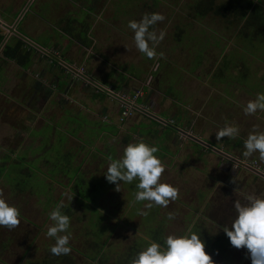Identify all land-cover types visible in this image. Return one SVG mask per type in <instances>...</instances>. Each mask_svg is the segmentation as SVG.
I'll list each match as a JSON object with an SVG mask.
<instances>
[{"label": "rangeland", "instance_id": "obj_1", "mask_svg": "<svg viewBox=\"0 0 264 264\" xmlns=\"http://www.w3.org/2000/svg\"><path fill=\"white\" fill-rule=\"evenodd\" d=\"M27 1L28 0H0V10L12 6L17 10L22 11L25 5L27 4ZM33 1H34L33 10L39 11L42 8H44L43 4L45 1H46L45 2L46 7L48 9L53 7V9L51 8L52 10L51 13L48 14L50 15L48 17H52V18H56L61 13V10L64 12V10L67 9L62 5V3L59 5L60 1L63 0H32V2ZM162 1L163 2H160L157 6H154L152 5L151 0H102L101 3L97 4V9L93 12V14H91V18L89 20V22H91L90 29L93 37L92 41H94V46H95L93 50L95 54H93V56L95 57L92 58L93 56H91L90 58L86 59V54L81 53L80 49H77L76 47L74 48L71 47L69 53L67 54V56L70 57L71 60H74L79 67L82 64V62L83 63L86 62L84 61L86 59L88 61V64L86 65L87 71L96 75V78L103 79L107 77L106 75H110L109 74L110 72H113L114 77L111 78L109 81H114L118 79V77H120L121 74L123 73L126 74L128 73L127 75L135 74V77H137V79L131 77L130 79L126 80L127 81L126 84H128V86H130L131 89L133 90V92H129V95L125 94L123 91L121 92L120 91L121 87L119 89L115 88V86L112 87L113 91L115 92V94H117V96L121 95L123 100L126 98V100H130L132 104L136 106V107L129 106L128 108H126L128 114H133V115L130 118L128 117L124 121V124L121 125V127L123 126L124 127L121 128L120 131H118V134L115 133L116 135H114V131L112 129L111 130L112 135L105 136L101 131V129L105 125L101 126L98 121L93 122L94 119H92L91 117H85V116L82 117L72 116L71 118L68 117L69 119L67 124L66 121L67 119L66 118L64 119V116H71V113L69 111V110L73 111V109H70L71 106L70 105L66 106L67 103L63 104L64 108L69 109V110L67 109L65 112L62 111V108L60 106V102L64 100L62 97L60 99V102L54 101V99H57V97H51L46 99V101L48 102L45 108H48L47 109L48 114L45 115L53 116L54 119L62 118L60 119V122L62 123L61 126H64L66 128L68 125H70L66 130V132H70L71 136H74L78 141H80V143L82 142L80 144V147L85 148L87 144L86 143L87 140L89 145L92 147L91 148L92 151L94 150L93 153H96V156H98V154L103 156V157L100 156V158L102 159L106 157L108 158L111 157L113 159L119 158L122 155L123 149L127 144L135 141H139L141 139L139 138L127 142L124 141L125 138L124 128L126 126L135 123L134 121L136 119L133 117L134 115L136 114L138 115L141 111L149 113L148 112L149 109L147 108V106L149 105L150 107V103L153 104V107L157 106L158 104H161L162 108H166V107L168 108V106L170 107V105H172L170 99H168L171 98L172 100L178 99L182 103L188 104L189 109L191 108L192 110L188 115V119L185 120L187 129L190 128L191 122L193 127L191 130L194 132L196 130L198 132L200 126L204 125L203 128L204 130L207 131L208 138H211L215 140V142H217L219 140H217L216 138V132L220 130L219 126L217 125L218 124L217 122H221L220 124H225L227 122L224 119H228L230 120L229 124L231 123L233 124L235 118L237 117L236 112L238 113L239 111H241V108L239 109L238 107L234 108L233 104L231 105L232 100L227 99V97L233 96L232 90H234V87H236L237 84L239 85L243 84L250 86L249 87L250 92L251 91L264 92V88L262 87L261 83L259 82L260 80L258 79V76L255 75V73L247 76L240 74L235 75V73H233L235 69L231 67L235 66L236 62L229 59L219 62L220 60H222L220 57L216 58L211 56L213 60L209 61L208 68L206 69L207 72L203 73L201 76H199V74L196 75L199 69L200 62L204 61L203 56L206 55L209 40L208 38L202 40L199 36L192 38V51L196 55L197 57L196 59L191 57H181L182 52L176 54L175 53L176 46L174 45V43L180 40V37L177 34L178 31H182V28L180 26L175 27L176 26L175 24L177 22L176 18H178V15L176 17L173 16L174 12H176V9L171 6H168L169 4H173V3L178 4L180 2L181 5L182 4L185 5V6H181L182 9H188V7H186L187 2L194 3L195 0H162ZM233 1L236 2L235 0ZM221 2L232 4V0H217V3H221ZM63 3L71 4L72 0H65L63 1ZM163 4L165 7H161V5ZM71 7L72 9L73 8L75 9L77 6L76 7L70 6V8ZM183 11L185 12L186 10ZM154 12L160 13L164 16V20L152 25L150 30L155 31L157 34H159L160 31L165 32L164 39L160 41V43L156 46L155 49L156 51H158L159 54L162 53L164 50L165 53L163 55H165V57L159 58L158 55H156L155 58L148 59L136 49L133 41V33L127 27V25L130 20L139 21L145 14H151ZM31 13L32 12L30 11L28 14ZM170 18H172V21L174 22L168 25V20H170ZM0 21H1L0 28H2L3 33L6 36L9 30L4 28L2 24H7L9 26H12L14 24V21H7L1 18ZM47 27H48L47 23L43 19L35 15L30 16L25 21L26 31L33 36L39 35L44 30H47ZM252 29H253L252 31L253 34L250 35L252 38L245 40L241 35L234 37L236 33V28L234 26L232 28H228L226 32L225 31L221 32L223 33V35L225 34L224 37L226 39V41L224 40L221 43H223V47H224L225 42H227L225 46L227 47L226 48L227 50L234 51L233 48H235V51L239 52L237 48L239 47V49L242 51L250 52V55L254 56L255 58L253 59V61H260L264 65V43L257 45L259 48H254V49L252 48L253 40L256 39L261 40V36L254 37V35H259V33L263 35L262 33H264V28L262 30L261 26L259 29V26L255 25ZM258 29H259V33H258ZM189 34L190 32L187 30L185 31V33L182 34L180 41L182 42L185 41L183 45L186 43V40L191 38L188 37ZM40 37L45 41L46 40L50 41L47 33L40 35ZM171 47L174 48V52H172ZM36 50L37 52L34 55V59L37 60L38 63L35 64L33 61H31V64L29 66L35 68V70L33 71L34 74L33 76L28 75L27 77H25L26 75L23 76L21 74L20 67L17 66L15 63H10L9 61L5 62V60H0V146L2 148V150L0 149V165H2L4 169L0 177V199L6 200L10 205L16 207L19 213H21V215H25V218L26 216L28 217L30 216L32 220H35L37 218L34 216H39L40 209L41 211H45L47 206L52 205L54 207L55 203L53 201L51 202L49 201V202H45L43 205V203L40 202L39 209H35L38 208L37 207L38 203H36L34 206L32 205L35 198L34 193L22 192L21 190L30 188V186H35L37 187V191L38 192L40 191V193H42L45 198L53 197L52 192L49 190L48 184L46 183L45 179L43 180L37 176L42 172L40 170L41 167H43V169L46 170L50 166L48 164V166L45 167V165L42 164V158L45 159L47 158V160L48 159L52 160L51 159L52 157L51 155L49 157L50 152L49 153L48 151L43 152L44 150L42 148L41 149L38 148L37 150H34L36 154L31 156L30 152L27 149H24L25 144L21 145V147L12 145V142L19 141L9 136L12 132H14L13 128L18 130L21 127L20 125H18L17 121H13V119L17 118L18 115H20V113L19 114L17 113V109L15 110L16 113L9 111L10 107L8 105V101L15 99L18 104L17 108L22 112L23 110H26V108L30 107L31 109H34L36 107L35 104L31 101V99L34 100L35 102L36 101L38 102L39 100L43 101V98H46L45 90L44 89L41 90V87L49 83L51 84L54 81V78H51L52 80L48 78H43L44 76L47 77L46 69L48 68L45 66V62L47 59L42 56V54L44 53H42L38 49ZM216 62H218V64H216ZM239 64L247 68L251 66L252 62L247 60H239ZM183 66L187 67L186 69L191 73H193L191 78L179 70V68L180 67L182 68ZM211 66L216 67L214 69L216 74H220V73L222 74L221 75L214 74L215 77L213 79H207V77L211 76V75L207 76L211 72L212 69ZM42 67H44L45 73H43V70L40 69ZM54 67H56L59 70L58 66H54ZM216 69L218 70L216 71ZM40 70L41 72H39ZM58 70L56 72H58ZM38 73L39 75H36ZM179 73L181 75H179ZM41 74H43L42 76L43 79L41 78ZM197 76H199L202 79L201 82L197 81ZM216 79L219 81H216ZM40 81H41V85H40L41 87L38 88L37 86H33L34 84H37ZM101 86L110 89L106 85L101 84ZM167 87L169 88V92L166 91ZM16 93H20V96L15 97ZM111 96H114L113 98L115 101L118 100V98H116L117 96L116 97L115 95H111ZM138 98L148 101V105H144V107L142 108L137 107ZM50 100H52V104H50L51 103ZM205 101L206 104L208 105L204 113V116H206V118L202 119L204 120V123L200 124L199 122H195V118L198 116V114H196L194 110L197 111L200 108L201 104L204 103ZM229 107H231L232 109L229 110ZM121 109L122 107L120 108V110ZM139 109H141V111ZM222 109L228 111V114H223L222 112H220L219 114V111H221ZM61 114L62 117L60 116ZM223 115H226V117ZM240 116L247 117V115H245L244 112H242ZM245 120L246 119L241 120L238 118L239 129L243 130L247 127L246 126L247 124L252 123V122H247ZM193 121L195 122L194 124ZM205 121H208V123H205ZM116 122H118V120ZM120 122H122V119L119 120V123ZM150 122H152V120ZM141 126L143 127L142 123ZM260 126L262 128V125ZM105 127L107 130L108 129L110 130L112 126L109 127L106 125ZM43 130L45 131V129ZM152 130L148 129L144 131L143 134L145 136L143 137L145 138L141 140L157 147L158 152L156 153V155L160 160L165 158L166 161H171V163L175 165L178 166L181 165V168H184L182 164L183 160L187 161L188 164L189 163L196 164L197 162L198 163L206 162L211 167V169L207 167L206 170L209 175V178L213 177L211 183L216 182V180L218 182L219 180L223 179L225 172L215 173V170H213L216 168L215 164L220 163V161H218L219 157L218 155H216V153H212V152L205 153V152H201V150L199 149L194 150V152L193 150L189 151L187 149L189 148L187 144L188 142L187 139L189 138L187 137L186 139V136L183 135L184 133L180 135L178 134L168 135L167 131L165 132V134H160L159 131V133L156 134L151 133V135H149L148 132H155V130L154 131ZM72 132H76V133L79 132L81 135L83 134L84 136H75V134H73ZM164 136H170V138ZM172 136L176 138H173ZM178 136H182L183 138H179ZM203 136L206 135H204V133L201 134L202 139ZM121 138H123V140ZM64 145L65 142L61 143L59 140L57 141V143L56 142L53 143L51 148H54L55 149L54 153L58 155V152L63 148ZM73 146H71V144L68 143V145H66V148L64 147L63 149H68V147H73ZM179 150L180 152H178ZM15 151L17 152L15 153ZM71 152L74 153L75 151H71ZM65 156H68V154H66ZM57 157H58V162L54 160V164H52L53 170L52 168H49L48 171V173L51 176H53L52 173H55L59 169H61V165L62 168L66 166L64 162V157H60V156ZM80 157L81 154H79L76 160L75 158L73 159V163L74 164L80 163L82 161ZM87 160L91 161L92 160L91 156L87 157L86 161ZM97 164L99 163H96L91 170L92 172H96L95 173L96 175L98 174L101 175L104 171L102 170L104 167L102 168L100 166V170L98 171L99 166ZM186 168L189 169V167ZM19 169L25 170L28 173L30 172V174L31 173L32 174L29 176L28 174H25L23 171L20 172ZM92 172L89 173V176L94 174ZM42 173L46 174V172H42ZM78 174H80V172H78L75 166L67 167V173H65V175L68 176L74 183V187H76L77 198H81L83 200L82 205L84 209L88 210V214H90L89 219H91L90 222L92 221L90 225L93 228L94 227L95 229L99 228V233H101L102 226L101 223L98 224L99 222L98 218L107 216V219H105L102 222L105 224L106 228L108 229L109 236L112 235L113 237L112 239H116L117 242L123 236L121 234L122 230L126 229L127 227L137 228L138 225H136V220L131 219L132 217L130 216V214H128L129 202H133L135 200L133 196H128L131 187L127 188V196L126 198H124L122 194L124 187L123 185H121V183L119 185V190H117L116 185L117 183H119V181H117L116 183H109L108 181H105L103 179H100V177H97L96 180L98 182L96 181H93L92 183L91 181L83 182V180L86 177L85 174L83 173L81 176H77ZM225 174H227L225 176V182L231 184L233 178L230 172L226 171ZM173 182L175 183L176 188L182 189V192L178 191V193L182 194L183 196L182 198H178L179 200H181V203L191 202L192 196L195 195L196 191H190V189L188 188L195 187L197 183H199V179L194 178V181L190 179L187 184L183 183V186H179V187L175 181ZM209 182L210 181L208 180L206 181V183ZM200 184L201 183H199V185ZM21 187L23 189H21ZM201 188L203 189L205 187H201ZM228 190L224 191L223 194L224 198L231 197L230 195L227 194H231L233 190L232 186L228 188ZM208 191L209 193L213 192L212 189L209 188ZM216 197L222 198L220 187L217 188L216 194L214 195L213 198ZM39 198L42 197L39 196ZM67 200H69V198H67L65 201ZM103 200L106 201L103 202ZM27 206H31V207L33 206V210H25V207ZM213 207H215V205H213L212 208ZM135 210L136 209H133L131 211H135ZM160 210L161 212L163 211L166 212V207L161 208ZM172 211H176L177 213H186L185 211L188 212L189 208L183 209L182 206H180L179 208H172ZM174 216L176 217V215ZM85 218L86 217H83L81 219V222L84 221ZM44 219L45 217H43L42 220ZM177 220L178 218L173 219V225H171L169 229L167 228L168 232L167 229L165 230L166 234L167 233L176 234L181 229V225H182L181 221H178L177 223ZM192 220L193 217L191 216L188 217V219H186V217L184 218V222H185L184 229H186L191 224ZM144 221H146V219ZM209 221L210 220L203 219L202 223L204 225H207ZM40 222L42 223L41 220L35 223H37L39 227H41L43 226V224H41ZM42 229L43 231H45L43 227ZM134 230L135 229L132 228L131 232L128 233V238L130 242L129 244L133 242V238L135 234ZM212 231L213 233L216 232L213 229ZM81 233H83V231H81ZM29 234L30 233L27 234L25 232V229L19 227L12 229L0 227V247L3 245L1 241L5 242L7 241L5 240V238H10V241L6 242L8 243V246L9 243L14 242L15 244L14 247H17L18 251H20V253H17L18 251L11 252L12 256L15 255L16 257L11 260L12 263L10 261H9L10 263H8L5 260V258L2 257L0 258V264H25V262L30 257L34 258L37 256L38 257L35 261L40 262L39 260H41L42 258L48 257L46 252L43 251L44 246L51 247L52 245H54L55 241L52 238H48V237L47 239H45L46 236H43L42 238L39 239V236H37V234L33 235L34 237L33 238L32 236H29ZM74 234L75 236H71V244H73L76 247L85 245V242L82 241L84 240L82 238H86L85 235L83 234L82 237V234L80 235L76 232H74ZM90 237L91 236H89V238ZM29 238L33 241L32 243H34V249L35 250L40 249V251L36 254L35 253L29 254L28 256H26L25 260L21 256V260L17 261L18 256L21 255L22 252L21 250H19L17 244L22 243L26 239L29 241ZM75 242L76 243L80 242V245L77 246ZM113 250L114 252H120V253L125 252L124 247L120 249L117 248L116 246H113ZM114 252L112 253L113 255L109 261V264L112 260H114L117 257L114 255ZM72 253H73L72 254L73 258H76L74 256V254L76 253L75 252ZM70 254L71 253H69V255ZM244 254H245V250L243 247H241V249H237L233 247L231 250L224 252V259H222V257L220 256L219 257L215 256V257H217V261L219 264H221L224 261L227 262V260L230 261V259H228L230 257H233L232 258L233 264L234 262H236V264H240V263L249 264L248 261L249 259L243 261V256L247 258V255ZM77 258H79V261ZM77 258H76L77 264H88V262H90V260H85V261L82 260L84 256L80 254L79 256H77Z\"/></svg>", "mask_w": 264, "mask_h": 264}, {"label": "crops", "instance_id": "obj_2", "mask_svg": "<svg viewBox=\"0 0 264 264\" xmlns=\"http://www.w3.org/2000/svg\"><path fill=\"white\" fill-rule=\"evenodd\" d=\"M235 1L236 2L232 0V4H228L225 2L217 3V0H214L213 2H211L210 0H195L194 3L187 2L186 7H188V9H182L181 6H185V5L183 4L181 5L180 2L178 4L177 3L169 4L168 6H171L176 9V12H174L173 16L176 17L178 15V18H176L177 22L175 24L176 25L175 27L180 26L182 28V31H178V34H177L180 37V40H181L182 34L185 33L186 30L190 32L188 37H191L190 39L186 40V43L184 45L183 43L185 41L184 42L180 40L176 41L174 43V45L176 46L175 53L178 54L179 52H182L181 57H191V58L196 59L197 57L192 51V38L198 37V36L202 40H205L208 38L209 42H208L207 52H206V55L203 56L204 61L200 62L199 69L196 75L199 74V76H201L203 73L207 72L206 69L208 68L209 61L213 60L211 56L216 57V58L220 57L222 60H220L219 62L226 60V59L236 62V65L231 67L235 69L233 71L235 75L240 74V75L247 76V75H251L255 73V75L258 76V79L260 80L259 82L264 88V65L262 64V62L253 61V59L255 58L254 56L250 55V52L242 51L239 49V47H237L239 52L235 51V48H233L234 51L227 50L226 49L227 47H225L227 42H225L224 47H223V43H221L224 40L226 41L224 37L225 34L223 35V33L221 32L223 31L226 32L228 28H232L233 26L236 28V33L234 37L241 35L245 40L252 38L250 35L253 34L252 28L255 25L259 26V29H260V26L262 30L264 28V5L263 4L259 3L258 1H255L254 6L250 8L247 13H245L244 15H240L241 1L240 0H235ZM161 7H165L164 4L161 5ZM183 10H186V11L184 12ZM172 22L174 21H172V18H170V20H168V25H170ZM242 28L246 30L247 32L246 34H242V31H240ZM259 29H258V33H259ZM262 34L263 35H261L260 33L259 35H254V37L261 36V40L256 39L252 41L253 49L259 48L257 45L264 43V33ZM37 44L39 43L37 42ZM171 48H172V52H174V48L173 47ZM36 52L37 50L35 49V51H33V61L35 64L38 63L37 60L34 59V55ZM41 52L43 53V51ZM88 53H92L91 48L88 49ZM156 53H158V51H156ZM162 53L163 54L165 53L164 50ZM157 55L159 58L165 57V55L160 56L159 53ZM46 59L47 60L45 62V66L48 68L46 69L47 77L44 76L43 78H48V79L54 78V81L51 84L49 83V84L43 85L42 87L40 86L41 81L33 85V86H37L38 88L41 87V90L44 89L46 93L45 95L46 98H43V101L39 100L38 101L39 104L37 101L35 102L34 100L31 99V101L35 104L36 107L34 109H31L30 107L26 108V110H23L22 112L21 110L17 108L18 104L15 99L8 101V105L10 107L9 111L16 113L15 110L17 109V113L18 114L20 113V115H18L17 118L13 119V121H17L18 125L21 126L18 130L13 128L14 132H12L9 137L19 140L18 142H15V141L12 142V145L14 146L21 147V145L25 144L24 149H27L30 152L31 156L36 154L34 150H37L38 148L39 149L42 148L44 150L43 152H46V151H48V153L50 152L49 157L51 155L52 157L51 159L53 160V163H52V160L50 159L47 160V158L46 159L42 158V164H44L45 167H47L48 164L50 166L46 170L43 169V167H41L40 170L42 172H46V174L41 172L37 176L43 180L45 179L46 183L48 184L49 190L52 192L53 197L45 198L43 194L40 193V191L39 192L37 191V187L35 186H30V188H26V189H23L21 187V189H23L21 191L34 193L35 198H34V202L32 205L34 206L36 203H38L37 204L38 208H35V209H39L40 202L43 203L44 205L45 202L53 201L55 205L54 207L52 205L47 206L45 211H41L40 209L39 216H34V217H37L35 219L36 221L32 220L30 216L29 217L26 216L27 218L26 219L25 215H21V213H19L20 223L15 228L19 227V228L25 229V232L27 234L30 233L29 236L33 237V235L37 234V236H39V239L42 238L43 236H46L45 239H47L48 236L46 235V230H47V227L50 226L52 223L48 218V213L52 211L55 208V206H57V204L62 202L64 207L61 209V212L67 215L70 221L69 228L67 229V233L70 234L69 246L71 250L69 253L71 254L69 255L68 253L66 255L62 254L59 256L52 255L51 252L49 251L50 247L44 246L43 251L46 252L48 256L47 258H42L41 260H39L40 262H37L35 260L37 259L38 256L34 258L30 257L29 259L27 258L28 260L25 262V264H77V259L79 261V258H77V256H79V254L84 256L82 260L84 261L90 260L88 264H109V261L113 255L112 253L114 252L113 246H116L117 248H120V249L124 247L125 252L123 253L114 252V255L117 257L114 260H112L110 264H131V260L133 259V257L140 250L146 247L149 242L155 241V242L160 243L163 246L164 239L168 235L174 234V233L166 234L165 232L167 228L169 229L171 225H173V219L169 221L166 218L168 213H173V215H176V217L174 216V218H178L177 223L178 221H181V224H182L181 229L176 234H182L190 225H192L193 231L200 233L201 239L205 241V251L208 252L212 256V259L216 262V264H219L217 261V257L220 256L222 257V259H224V252H227L228 250H231L233 248V246L229 242L228 237L226 236V234L223 232L222 228L220 227L229 225L231 223V220L235 215V210L233 207L235 201L239 200L243 203L244 197L248 194L264 196V180L262 178L257 177L256 174L249 168L243 166L242 164H238L232 161L231 163L233 166L231 169H235L236 173L234 174V176L231 175L233 178V181L231 184H228L227 182H225V176L227 175L225 173L226 171H229V170H225L223 166L221 167L222 162L224 160L219 154H217V152L215 153L216 155H218L219 157L218 161H220V163L215 164L216 168L213 170H215V173L216 172H225V173H224V177L222 180H219L218 182L216 180V182L214 183H211L213 177L209 178V175L206 171L207 167L211 169L210 165L207 164L206 162L205 163L197 162L196 164H190V163L188 164L187 161L183 160L182 164L184 168H181V165L179 166L175 165L171 163V161H166V159L163 158L161 162L164 167V171L161 174L160 182L168 183L175 187V183L173 182L175 181L179 187V186H183V183L187 184L190 179L192 181H194V178L199 179V183H201L200 185L199 183H197L195 187L188 188L190 189V191H196L195 195L192 196L191 202L181 203V200H179L178 198H182L183 196L182 194L178 193L176 201L170 200L166 207V212L165 211L161 212L160 209L164 207H161L155 204H153L151 208L144 207V205L148 203L147 201H141L137 203L135 200L133 202L128 201L129 202V211H128L129 213L128 214H130V216L132 217L131 219L136 220V225H138L137 228L132 227L133 229H135L133 242L129 244L130 242L128 238V233H130L132 230V228H129V227L122 230L121 234L123 236L118 240V242L116 239H112L113 238L112 235L109 236L108 229L106 228L105 224L102 222L105 219H107V216L98 218L99 220L98 224L101 223V226H102V230L100 229L101 233H99V228L95 229V227L93 228L90 225V223L92 222V221L90 222L91 219H89L90 214H88V210L84 209L82 205L83 200L81 198H77L76 187H74V183L68 176L65 175V173H67L68 166H75L78 172H80V174H78L77 176H81L83 173L85 174L86 177L83 180V182H87V181H91V183L93 181L98 182L96 180L97 177H100V179L107 181L105 178L104 171L107 168L109 158L106 157L102 159L100 158L101 155L99 154L98 156H96V153H93L94 150L92 151L91 149L92 147L89 145L87 140H86V143H87L86 147L85 148L80 147V144L82 142L80 143V141H78L74 136H71L70 132H66V130L68 129L70 125H68L65 128L64 126H61L62 123L60 122V119L62 118L54 119L53 116L45 115V114H48V111H47L48 108H45L48 102L46 101V99L51 98V97H57V99H54V101L60 102V99L62 97L64 100L60 102V106L62 108V111H65V112L68 108H64L63 104L67 103L66 106L68 105L71 106L70 109H73V111L68 109L71 113V116H64V119L65 118L67 119L66 120L67 124H68V119H69L68 117L70 118L72 116L91 117L92 119H94L93 122L98 121L101 126H104V125L105 126L107 125L109 127L112 126L110 130L109 129L107 130L105 126L101 129L102 133L105 136L112 135L111 133L112 129L114 131V135H116L118 134V131H120V129L124 127V126L121 127V122L120 124H118L120 118L122 117V112L129 106H132V107H136V106L133 105L130 100H126V99L123 100L121 95H118L116 97L117 94H115L112 87L115 86V88L117 89L121 87L122 89L120 88V91L121 92L123 91L125 94L129 95V92H133V90L131 89L130 86H128V84H126L127 83L126 80L130 79L131 77L137 79V77H135V74L127 75L128 73L127 74L123 73L124 78H122L121 77L122 75H121L120 76L121 78L118 77V79L114 81H109L111 78L114 77L113 72L109 73L110 75H112L111 77H105L103 79L96 78V75L90 73V77L95 79L94 82L106 85L107 87L110 88L108 89L109 91H107V94L103 95L99 92L98 89L100 88H98V86L95 83L90 82L86 84L88 86H84L83 84H80L77 82L78 77L80 78L82 77L81 75H79V73L83 72L82 67H84L85 68L84 70H86V65L84 63H82L79 67L74 60L72 61L68 60L66 63L70 64L69 66H72L73 68L77 67L80 69L79 71H73L67 65H64L58 61L66 69V70H62L60 69L58 64L53 62V60L48 59V58ZM239 60L251 61L252 64L251 66L246 68L242 66L241 64H239ZM9 62L14 63L13 61H9ZM216 64H218V62H216ZM54 66H58L59 70ZM44 67L40 68L41 70H43V73H45ZM186 68L187 67L183 66L182 68L180 67L179 70L191 78L193 73L188 71ZM211 68H212L211 72L207 75V76L209 75L211 76L210 77L206 76L207 79H213L215 77L214 74L215 75L222 74V73L216 74V72L214 71V69L216 68L215 66H211ZM20 69H21L20 70L21 74L23 76L26 75L25 77H27L28 75L30 76L34 75L33 71L35 70V68L33 67H29L28 69H24L20 67ZM41 70L39 72H41ZM57 70L58 72H56ZM217 70L218 69H216V71ZM36 75H39V73ZM179 75L181 74L179 73ZM42 76L43 74H41V78ZM199 76H197V81L201 82L202 79ZM216 81H219V80L216 79ZM249 87L250 86L248 85L237 84L236 87H234V90H232L233 96L227 97V99L232 100L231 105L233 104L234 108H237V107L238 109L241 108V111H239L238 113L236 112L237 117L235 118L233 124L232 123L229 124L230 120L228 119H224V120L229 125H234L237 128H238V118L241 120L246 119L245 121L247 122H252V123L247 124L246 125L247 127L243 130L238 128L239 133L234 138L222 137L219 141L215 142V140L208 138L207 131L204 130L203 128L204 125L200 126L198 132L197 130L195 132L192 131L191 130L193 128L192 122L190 124L191 125L190 128L187 129L185 120L188 119V115L190 114V111L192 109L191 108L189 109L188 104L182 103L181 101L179 102L178 99L172 100L171 98H168L170 99L172 105H170V107L168 106V108L167 107L162 108L161 104H158L157 106L153 107L152 103H150V107H149L148 101L138 98L137 107L142 108L144 107V105H148L147 106V108L149 109L148 112L151 115H148L144 113L143 111L140 112L138 115L137 114L134 115L133 117L136 119L134 122L136 124L139 123V126L138 128L137 126L135 127L134 125L135 123L129 126H126L124 128V132H125L124 141L126 142L133 141L139 138L143 139L145 138L143 137L145 136L143 133L144 131L148 129H151V130L153 129L152 131L155 130V132H148L149 135H151V133H154V134L159 133V131H160V134H165V132L167 131L168 135L169 134L180 135V134H183V132H185L186 134L184 133L183 135L186 136V139L187 137L189 138L187 139L188 141L187 144L189 146V148L187 149L189 151L193 150L194 152V150H197V148L193 149L194 139L191 138L187 134H190L200 140H203V141L205 140V142L215 147V149H217L216 147H220V145H223L222 148L224 150L230 152V154H235V156L238 157V159L241 160L242 162H248V161L252 162V160H254V162L255 161L260 162L258 152H254L248 157L243 156V152L245 151L244 140L247 138V136L252 132H257V133L264 132V111L257 110L255 113L251 114V116L249 115H247V117L240 116V114L244 112L243 110L244 106L250 100H254L258 93H264L263 91H257V92L251 91L250 92ZM166 91L169 92L168 87ZM111 95H115V97L118 98V100L115 101L113 98L114 96H111ZM19 96H20V93L15 94V97H19ZM50 101H51L50 104H52V100ZM207 106L208 105L206 104V101H205L204 103L201 104L200 108L197 111L194 110V112L198 114V116L195 118V122H199L200 124L204 123V120L202 119L206 118V116H204V113H205ZM121 107L122 109L120 110ZM231 109L232 108L229 107V110ZM139 110L141 111V109ZM31 111H32V114H31ZM220 112H222L223 114H228V111L223 110V109L219 111V114ZM60 116L62 117V114ZM223 116L226 117V115H223ZM149 118L158 121L160 125L150 122L151 120ZM117 120L118 122H116ZM195 122L193 121V124ZM141 123L143 124V127L141 126ZM205 123H208V121H205ZM217 123H218L217 125L219 126V129H221L225 125V124H220L221 122H217ZM170 125L177 127L178 129H180V131L174 127L176 132H172L171 130H169V128H167ZM260 125H262V128ZM43 129H45V131ZM72 133L75 134V136H84L83 134L81 135L79 132L78 133L72 132ZM203 133L207 137L203 136V139H202L201 134ZM164 137L170 138V136H164ZM178 137L183 138L182 136H178ZM173 138H176V137H173ZM62 139H65V140H62ZM121 139L123 140V138ZM59 140L61 143L65 142V145L63 146V148L64 147L66 148V145H68V143H70L71 146L73 145L74 146L68 147V149L62 148L58 152V155H56L54 153L55 149L51 147L53 143L55 142L57 143V141ZM225 147H227V149ZM0 149L2 150L1 146H0ZM199 150L205 153L211 152L207 146H204ZM17 151H15V153ZM71 151H75V152L73 153ZM178 152H180V150ZM66 154H68V156H65ZM79 154H81L80 158L82 161L78 164H74L73 159L75 158L76 160ZM57 156L64 157V162L66 166L62 168V165H61V169H59L55 173H52L53 176H51L48 173V171H49V168H52V164H54V160L58 162ZM90 156L92 160L86 161L87 157H90ZM96 163H99L97 164L99 166L98 171L100 170V166L102 168L104 167L102 169L104 171L101 175L99 174L96 175L95 174L96 172H92L91 170L92 167H94ZM261 164L264 166V162H261ZM186 167H189V169H187ZM19 171L20 172L23 171L25 174H28L29 176L32 174L22 169H19ZM91 172L94 174L89 176V173ZM245 177H247L248 179H245ZM207 180L210 182L206 183ZM119 183H121V185H123L124 187L122 191L124 198H126L127 196V188H130V187L131 188H130L128 196H133V198L135 197V192H136V188H135L136 181L135 180L132 183H124L121 181H119ZM257 185H261V188H262L261 193H257L255 189V186ZM231 186L233 190L231 194H227V195H230L231 197L224 198L223 196L224 191H227L228 188H230ZM201 187H205V188L202 189ZM218 187H220L222 198H219V197L213 198L214 195L216 194V190ZM180 188H183V187H180ZM208 188L212 189L213 192L209 193ZM176 189L177 191L182 192V189H179V188H176ZM39 196L42 198H39ZM67 198H69V200L65 201ZM105 201L103 200V202ZM213 205H215V207L212 208ZM33 206L32 207L27 206L25 207V210H33ZM180 206H182L183 209L189 208V211L188 212L185 211L186 213H177L176 211H172V208H179ZM133 209H136V210L131 211ZM141 212H143L144 214L141 215L140 214ZM208 214H209V217H208ZM190 216L193 217V220L191 224L186 229H184V226H185L184 218L186 217V219H188V217ZM43 217H45L44 220H42ZM83 217H86V218L84 221L81 222V219ZM145 219L146 221H144ZM203 219L210 220V221L207 223V225H204L202 223ZM40 220L42 221V223L41 222L40 223L43 224V226L41 227H39V225L35 223ZM74 222H75V225H74ZM42 227L44 228L45 231H43ZM168 229H167V232H168ZM212 229L215 230L217 233L216 232L213 233ZM81 231H83V233H81ZM74 232L80 235L82 234V237H83V234L85 235L86 238H82L84 239L82 241L85 242V245L78 246L80 245V242H77V243L75 242L78 247L71 244V236H75ZM89 236L91 237L89 238ZM5 240L7 241L5 242L1 241L3 245L0 247V258L3 257L8 263H10L12 259L16 258L15 255L12 256L11 252L18 251V248L14 247L15 246L14 242L9 243V246H8V243L6 242L10 241V238H5ZM32 242L33 241L29 238V241L26 239L22 243L17 244L19 247V250L22 251L21 255L18 256L17 261L21 260V256L25 260L26 256H28L29 254L31 253L36 254L40 251V249H36V250L34 249V243ZM96 250L98 251L100 250L101 253L97 255ZM244 250H245L244 255H247V258L243 256V261H246L249 259V255L245 248ZM72 252L76 253L74 254V256L77 259L73 258ZM17 253H20V251H18ZM95 256H97V258H94ZM232 258L233 257L228 258L230 259V261L227 260V262L224 261L221 264H233ZM234 264H236V262H234Z\"/></svg>", "mask_w": 264, "mask_h": 264}, {"label": "clouds", "instance_id": "obj_3", "mask_svg": "<svg viewBox=\"0 0 264 264\" xmlns=\"http://www.w3.org/2000/svg\"><path fill=\"white\" fill-rule=\"evenodd\" d=\"M160 13L145 14L139 21L130 20L127 27L133 33L136 49L148 59L156 57V46L164 39L165 32L157 34L150 30L151 26L163 21ZM163 56V53H160ZM245 115H251L257 110L264 111V93H258L254 100L244 106ZM239 129L234 125H225L216 132L217 140L222 137L234 138ZM244 157L254 152L259 153V160L264 162V132L250 133L244 140ZM156 146L143 140L129 143L123 149L122 155L113 159L109 157V164L104 172L109 183L121 181L135 183V201H147L144 205L151 208L153 204L167 207L170 200L177 199L178 191L171 184L160 182L164 171L161 160L157 157ZM120 183H117L119 190ZM63 203L48 213L52 222L47 227L46 235L53 238L55 243L49 249L52 255H66L70 252L69 217L61 212ZM235 215L231 223L221 226L230 244L247 250L251 264H264V196L248 194L244 202H234ZM141 215L144 213L141 212ZM167 220L174 219L173 213L167 214ZM20 223L19 211L6 200L0 199V227L15 228ZM219 228V229H220ZM131 264H216L212 256L205 251V241L200 233L193 231L190 225L182 234H170L164 239L163 246L158 242H149L131 260Z\"/></svg>", "mask_w": 264, "mask_h": 264}, {"label": "trees", "instance_id": "obj_4", "mask_svg": "<svg viewBox=\"0 0 264 264\" xmlns=\"http://www.w3.org/2000/svg\"><path fill=\"white\" fill-rule=\"evenodd\" d=\"M101 1L102 0H72V5L75 7L77 6V7L73 11H69L68 15H66V17L69 20L68 26H67L68 34L73 35L74 37H77L79 41L83 43V45H85L86 47L91 46L93 43L92 41L93 38L91 37V33H90V28H91L90 23L91 22H89V20L91 18V14H93V12L97 9V4L101 3ZM210 1L213 2L214 0H210ZM240 1H241L240 15H244L245 13H247L248 10L254 6L255 1H258L259 3L264 5V0H240ZM151 2H152V5L157 6L160 2H163V1L162 0H151ZM19 12L20 10H17V9L13 10V7L9 6V7L4 8L3 10H0V18L7 20V21H14L17 18ZM37 14L39 16L42 15L43 18H48V16H45L41 14L40 12H37ZM23 22H24V19L19 23L18 30L19 32L25 34L26 36H29L28 32L23 26ZM55 30L57 34H59L57 29ZM240 31H242V34L247 33L246 30L243 28ZM4 37H5V34L3 33L2 28H0V44L3 41ZM54 37H57V36L54 34ZM32 38L36 42H38L40 45L47 48V50H49L53 55L58 56L57 51L59 48H57V45L59 46L62 45L60 38H59L58 43L57 41L52 40L49 35H48V38L50 39V41L43 40L40 37V35L37 37H32ZM65 50L63 49L64 52ZM33 51H35L34 47H32L26 41L20 39L16 35H11L8 41L6 42V44L2 47L1 54H0V60H5V62L13 61L18 66L24 69H28L31 64V61H33ZM64 52H61V55H60L61 57L62 55H64ZM43 56L48 59L53 60L54 63L59 65L60 69L66 70L64 66H62L57 60L53 59L51 56L46 55V54H43ZM121 75H122L121 77L124 78L123 77L124 74H121ZM99 92L103 95L107 94L105 90H99ZM149 119L152 120L154 124L160 125L158 121L151 119V118ZM124 120L125 118L122 119L121 125L124 124ZM134 125L135 127L139 126V124H136V123ZM168 128L172 132H175L174 126L170 125ZM3 171H4L3 166L0 165V177ZM100 253H101L100 250L99 251L96 250L97 255ZM94 258H97V256H95Z\"/></svg>", "mask_w": 264, "mask_h": 264}, {"label": "flooded vegetation", "instance_id": "obj_5", "mask_svg": "<svg viewBox=\"0 0 264 264\" xmlns=\"http://www.w3.org/2000/svg\"><path fill=\"white\" fill-rule=\"evenodd\" d=\"M46 2V1H45ZM44 2V4H43V7L44 8H46V9H44V8H42L41 10H39V11H37V10H33V5H34V1L32 2V0H28L27 1V4L25 5V7L23 8V10L22 11H24V10H26L25 11V13H24V15H23V17L20 19V21L17 23V25H16V30L19 32V30H18V25H19V23L24 19V22H23V26H24V28H25V21L30 17V16H33V15H35V16H37V17H39V18H41V19H43L46 23H47V25H48V27H47V30H44L43 32H41L39 35H42V34H45V33H47L49 36H50V38L52 39V40H55V41H57V43H58V41H59V38H60V41H61V43H62V45H57V48H59L60 49V51H59V49H58V56H56V57H58L59 59H61V60H63L65 63L69 60V61H72L71 59H70V57H68L67 56V54L69 53V51H70V48L71 47H76L77 49H80V51H81V53H84V54H86V59H88V58H90L91 56H93V54H95L94 52H93V50H94V41H93V43H92V45L91 46H89V47H86L85 45H83V43H81L80 41H79V39L77 38V37H74L73 35H69L68 34V32H67V26H68V22H69V20H68V18L66 17V15H68V12L69 11H73L74 10V8L72 9V7L70 8V6H73L72 5V3L70 4H66V3H63V1H60V3H59V5L62 3V5L64 6V7H66L67 9L66 10H64V12L61 10V13L56 17V18H52V17H48V18H43V16L42 15H38L37 14V12H40L41 14H46L47 12V14L45 15V16H50V15H48V14H50L51 13V8L53 9V7H51L50 9H48L47 7H46V3ZM57 5V4H56ZM55 5V6H56ZM16 8H14L13 7V10H15ZM22 11H20L19 12V14H18V16L22 13ZM32 12L31 14H28L29 12ZM26 15H27V17H26ZM18 16H17V18H18ZM26 17V18H25ZM17 18L14 20V23L17 21ZM1 25V24H0ZM14 25V24H13ZM55 29H57V31H58V33L59 34H57V32H56V30ZM19 33H21V32H19ZM90 33H91V29H90ZM21 34H23V33H21ZM29 34V33H28ZM54 34L57 36V37H54ZM23 35H25V34H23ZM31 34H29V36H26V37H28L29 39H31V40H34L32 37H37V36H39V35H36V36H33V35H31ZM52 35V36H51ZM91 37H92V34H91ZM93 38V37H92ZM44 40V39H43ZM34 42H36L35 40H34ZM37 43V42H36ZM31 45V44H30ZM40 45V44H39ZM32 47H35V46H33L32 45ZM36 48V47H35ZM91 48V51H92V53H88V49H90ZM36 49H38V48H36ZM62 49V50H61ZM63 49L65 50V52L63 51ZM2 50V49H1ZM1 50H0V54H1ZM39 50V49H38ZM61 52H64V55H62V57L60 56L61 55ZM88 54V55H87ZM95 56H93L92 58H94ZM84 60V61H86L84 64L85 65H87L88 64V61L87 60ZM83 63V62H82ZM66 65H70V64H68V63H66ZM70 69H72L73 71H79L80 69L79 68H73L72 66H70L69 67ZM85 68L84 67H82V71L83 72H81V73H79V75H81L82 77H84V78H86V79H84V78H80V77H78V79H77V82L78 83H80V84H83L84 86H88V85H86V84H88V83H90V82H92V83H97V82H94L95 81V79H93V78H91L90 77V72L89 71H87V66H86V70H84ZM85 71V72H84ZM112 75H107V77H111ZM104 87V86H103ZM105 88V87H104ZM101 89V88H100ZM100 89H98V90H100ZM107 89V88H106ZM102 90V89H101ZM107 92V91H106ZM126 99V98H125ZM179 102H180V100H178ZM142 112V111H141ZM144 113H146V112H144ZM146 114H148V113H146ZM131 115L132 114H128L127 116H125L124 118H125V120L129 117H131ZM149 115V114H148ZM124 120V121H125ZM173 126V125H172ZM175 127V126H174ZM168 128V127H167ZM177 130H179L180 131V129H178L177 127H175ZM176 132V131H175ZM190 135V134H189ZM192 136V135H191ZM190 136V137H191ZM192 138V137H191ZM203 140H201V142H202ZM201 142H198V141H196V140H194V146H193V149L194 148H197V149H201V147H204V146H207L208 148H209V150L211 151V152H213V153H215V152H217V154H219L221 157H222V159L224 160L223 162H222V165H221V167L223 166L224 167V169L225 170H229V172H230V174L232 175V176H234V174L236 173V171H235V169H231L232 168V161H234V162H236V163H238V164H242L243 166H245V167H247V168H249L250 170H252L255 174H256V176L257 177H259V178H262L263 180H264V177H262V176H260L259 174H257L255 171H254V169H252V168H255V169H257V170H259L260 172H263L264 173V166L261 164V161L260 162H258V161H255L254 162V160H252V162H250V161H248V162H242L241 160H239L238 159V157H236L235 156V154H230V152H228V151H226V150H224L222 147H223V145H220V147H216L217 149L215 150V147H213L212 145H209L207 142H205V141H203V143H201ZM210 146V147H209ZM226 149H227V147H225ZM218 150V151H217ZM225 158H224V157ZM227 158V159H226ZM231 160V161H230ZM262 166H263V168H262ZM245 179H248L247 177H245ZM255 189H256V191H257V193H261L262 191H261V185H257V186H255ZM249 264H251V259H250V256H249Z\"/></svg>", "mask_w": 264, "mask_h": 264}, {"label": "water", "instance_id": "obj_6", "mask_svg": "<svg viewBox=\"0 0 264 264\" xmlns=\"http://www.w3.org/2000/svg\"><path fill=\"white\" fill-rule=\"evenodd\" d=\"M25 11H26V10L22 11V13L18 16L17 21L14 23V25L9 26V25H7V24H2L4 28H6V29L9 30V32L6 34V36L4 37L3 41L1 42V44H0V50H1L2 47L6 44V42H7L8 39L10 38V36L14 34V35L18 36L20 39L26 41L27 43H29V44L35 46V47L38 48V49H40L41 51H43L44 54L49 55V56H51L53 59L59 61L60 63H62V64H64V65H66V63H65L64 61H62L61 59H59L58 57H56L55 55H53L49 50L43 48L41 45L37 44L36 42H34L33 40L29 39L28 37H26L25 35L19 33V32L16 30L15 27H16L17 23L20 21V19L23 17ZM0 23H1V21H0ZM67 66L70 67L69 65H67ZM95 84L98 86V88H101L102 90H105V91H109L108 89H106V88H104L103 86H101V84H99V83H95ZM116 96H117V95H116ZM148 114L151 115L150 113H148ZM183 133H185V132H183ZM185 134H186V133H185ZM187 135H189V134H187ZM189 136H191V135H189ZM191 137H192L194 140H196V141H198V142H201L200 139L195 138L194 136H191ZM201 143H203V141H202ZM209 147H210V146H209ZM215 150H216V149H215ZM217 151H218V150H217ZM252 169H254V171H255L257 174H259L260 176L264 177V173H263V172H260L259 170L255 169V168H252Z\"/></svg>", "mask_w": 264, "mask_h": 264}, {"label": "built area", "instance_id": "obj_7", "mask_svg": "<svg viewBox=\"0 0 264 264\" xmlns=\"http://www.w3.org/2000/svg\"><path fill=\"white\" fill-rule=\"evenodd\" d=\"M128 115V112H127V110L125 109L123 112H122V117H121V119H123L125 116H127Z\"/></svg>", "mask_w": 264, "mask_h": 264}]
</instances>
